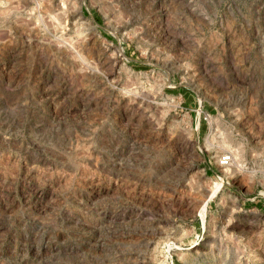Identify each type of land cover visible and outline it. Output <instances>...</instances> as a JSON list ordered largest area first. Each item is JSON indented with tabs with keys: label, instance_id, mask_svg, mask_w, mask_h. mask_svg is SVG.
I'll return each instance as SVG.
<instances>
[{
	"label": "rangeland",
	"instance_id": "1",
	"mask_svg": "<svg viewBox=\"0 0 264 264\" xmlns=\"http://www.w3.org/2000/svg\"><path fill=\"white\" fill-rule=\"evenodd\" d=\"M0 264H264V0H0Z\"/></svg>",
	"mask_w": 264,
	"mask_h": 264
},
{
	"label": "built area",
	"instance_id": "2",
	"mask_svg": "<svg viewBox=\"0 0 264 264\" xmlns=\"http://www.w3.org/2000/svg\"><path fill=\"white\" fill-rule=\"evenodd\" d=\"M228 161H229V156L227 154L221 155L218 158V165L224 166L227 164Z\"/></svg>",
	"mask_w": 264,
	"mask_h": 264
},
{
	"label": "bare ground",
	"instance_id": "3",
	"mask_svg": "<svg viewBox=\"0 0 264 264\" xmlns=\"http://www.w3.org/2000/svg\"><path fill=\"white\" fill-rule=\"evenodd\" d=\"M219 187H220V184H217V185H216V188H215V191L213 192L212 195H214V194L218 191ZM212 195H211V196H212ZM204 209H205V208H203V212H204ZM203 216H204V215H202V218H203Z\"/></svg>",
	"mask_w": 264,
	"mask_h": 264
}]
</instances>
